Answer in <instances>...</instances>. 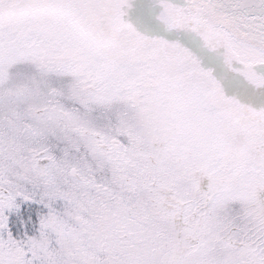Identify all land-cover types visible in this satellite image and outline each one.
<instances>
[{
  "label": "snow or ice",
  "instance_id": "obj_1",
  "mask_svg": "<svg viewBox=\"0 0 264 264\" xmlns=\"http://www.w3.org/2000/svg\"><path fill=\"white\" fill-rule=\"evenodd\" d=\"M0 264H264V0H0Z\"/></svg>",
  "mask_w": 264,
  "mask_h": 264
}]
</instances>
